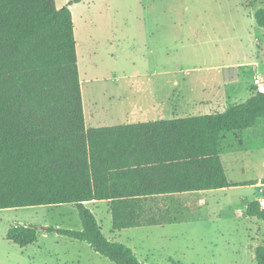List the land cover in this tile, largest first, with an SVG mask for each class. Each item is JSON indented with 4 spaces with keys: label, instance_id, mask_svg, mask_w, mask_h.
Returning a JSON list of instances; mask_svg holds the SVG:
<instances>
[{
    "label": "rangeland",
    "instance_id": "1",
    "mask_svg": "<svg viewBox=\"0 0 264 264\" xmlns=\"http://www.w3.org/2000/svg\"><path fill=\"white\" fill-rule=\"evenodd\" d=\"M261 9L264 0H86L71 7L86 127L212 115L248 100L258 91L255 79L264 78V28L255 20ZM89 111L99 114L94 126ZM222 147L231 182L264 178V119L227 134ZM173 198L174 224L122 231L113 230L108 203L87 207L105 236L142 264H256L264 222L246 209L264 203V187ZM16 225L36 227L38 242L20 248L7 241ZM48 227L83 225L72 205L0 211V264H114Z\"/></svg>",
    "mask_w": 264,
    "mask_h": 264
},
{
    "label": "trees",
    "instance_id": "2",
    "mask_svg": "<svg viewBox=\"0 0 264 264\" xmlns=\"http://www.w3.org/2000/svg\"><path fill=\"white\" fill-rule=\"evenodd\" d=\"M84 1L0 0V211L72 205L82 230L47 233L84 242L114 264H142L105 236L86 204L108 202L113 230L122 231L175 223L169 204L179 195L264 187V178L231 182L222 159L227 134L264 119V92L223 113L87 129L71 11ZM255 20L264 28V9ZM246 216L264 222V203L252 201ZM6 240L26 248L39 231L16 225ZM256 264H264V245Z\"/></svg>",
    "mask_w": 264,
    "mask_h": 264
},
{
    "label": "crops",
    "instance_id": "3",
    "mask_svg": "<svg viewBox=\"0 0 264 264\" xmlns=\"http://www.w3.org/2000/svg\"><path fill=\"white\" fill-rule=\"evenodd\" d=\"M81 84H82V81H81ZM82 95H83V93H82ZM251 97V96H250ZM84 111H85V120L87 121V119H86V107H84ZM96 112L95 111H89V114H90V121L88 120V122L90 123V125L91 126H94L95 125V123L97 124V117L99 116V114H98V116H96L97 115V113L95 114ZM166 115V114H165ZM164 116V115H163ZM190 117V116H189ZM185 118V117H184ZM160 119H166V120H169V119H167L166 117H161ZM160 119H157L156 121H158V120H160ZM177 119V118H176ZM150 122H152V121H150ZM87 129H89V128H87ZM90 129H93V128H90ZM210 192V191H209ZM199 193H202V192H199ZM190 194V193H189ZM184 195V194H183ZM91 203H96V204H98V203H108V202H106V201H104V202H97V201H94V202H91ZM87 204H89V203H87ZM87 204H86V206H87ZM109 204V203H108ZM109 209H110V204H109ZM111 212V211H110ZM174 224V223H173ZM170 225V224H169ZM166 226V225H165ZM155 227H157V226H155Z\"/></svg>",
    "mask_w": 264,
    "mask_h": 264
},
{
    "label": "built area",
    "instance_id": "4",
    "mask_svg": "<svg viewBox=\"0 0 264 264\" xmlns=\"http://www.w3.org/2000/svg\"><path fill=\"white\" fill-rule=\"evenodd\" d=\"M264 78H257L254 81V86L258 89L259 92H263Z\"/></svg>",
    "mask_w": 264,
    "mask_h": 264
}]
</instances>
